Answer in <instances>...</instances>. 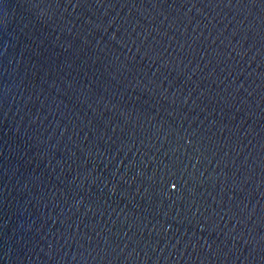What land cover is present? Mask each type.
<instances>
[{
  "label": "water",
  "instance_id": "water-1",
  "mask_svg": "<svg viewBox=\"0 0 264 264\" xmlns=\"http://www.w3.org/2000/svg\"><path fill=\"white\" fill-rule=\"evenodd\" d=\"M0 264H264V0H0Z\"/></svg>",
  "mask_w": 264,
  "mask_h": 264
}]
</instances>
